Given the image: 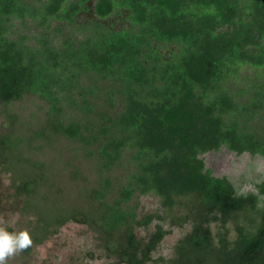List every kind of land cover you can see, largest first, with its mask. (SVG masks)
<instances>
[{
	"label": "trees",
	"instance_id": "16d2710c",
	"mask_svg": "<svg viewBox=\"0 0 264 264\" xmlns=\"http://www.w3.org/2000/svg\"><path fill=\"white\" fill-rule=\"evenodd\" d=\"M28 98L43 103L39 127L20 136L8 115L0 136V165L13 173L19 155L29 173L16 193L34 195L49 169L19 147L62 139L88 164L70 176L95 211L59 207L44 232L87 225L120 264H264L257 195H237L200 158L264 159V0H0V106ZM143 197L192 225L167 262L151 257L161 228L135 234L152 222L138 217ZM229 220L236 236L215 242L210 224Z\"/></svg>",
	"mask_w": 264,
	"mask_h": 264
},
{
	"label": "rangeland",
	"instance_id": "374dc122",
	"mask_svg": "<svg viewBox=\"0 0 264 264\" xmlns=\"http://www.w3.org/2000/svg\"><path fill=\"white\" fill-rule=\"evenodd\" d=\"M92 2L90 3V7ZM92 14L81 15L79 21L90 19ZM108 23L120 26V19L113 18ZM43 103L34 98H28L6 110L0 106V136L11 131L8 115H15L16 131L25 136L28 127L37 128L43 118ZM14 129V126L12 127ZM18 152L23 158L49 165L44 171L46 184L32 196L18 195L13 186L17 178L29 175L25 160L21 156L13 157L6 165L11 167L10 173L0 165V227L9 233L27 230L32 244L27 249L15 253L8 258L7 264H120L108 255L101 245L97 233L84 224L66 222L55 233L44 232V225H53L54 217L59 207L77 209L83 214H94V208L86 199L79 196L78 183L73 181L70 172L78 171L88 174V164L79 154L75 145L62 139L55 141L34 140L29 145L23 144ZM205 169L211 171L217 178H226L234 187L237 195L255 194L258 197L257 209L264 211V159L249 154L235 155L222 148L219 152H211L200 157ZM27 174V175H26ZM35 174V173H33ZM28 207L25 212V207ZM59 208V209H58ZM138 217L152 216V222L147 227L135 230L137 238L148 240L157 227L163 231V236L156 249L151 252L153 260L162 258L167 262L175 256V247L191 230L190 222L181 223L183 212H164L159 200L154 197H143L138 200ZM255 214L252 220L258 221ZM245 221L240 218L237 223ZM235 221L211 223L210 230L218 242L219 238L233 240L236 236ZM44 224V225H43ZM52 228V227H51ZM51 231V230H50Z\"/></svg>",
	"mask_w": 264,
	"mask_h": 264
},
{
	"label": "clouds",
	"instance_id": "9594fccd",
	"mask_svg": "<svg viewBox=\"0 0 264 264\" xmlns=\"http://www.w3.org/2000/svg\"><path fill=\"white\" fill-rule=\"evenodd\" d=\"M31 244L32 240L27 230L9 233L4 227H0V264H7L8 258L27 249Z\"/></svg>",
	"mask_w": 264,
	"mask_h": 264
}]
</instances>
